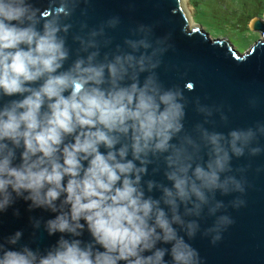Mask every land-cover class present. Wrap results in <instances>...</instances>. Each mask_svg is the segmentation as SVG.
Listing matches in <instances>:
<instances>
[{
	"label": "clouds",
	"instance_id": "clouds-1",
	"mask_svg": "<svg viewBox=\"0 0 264 264\" xmlns=\"http://www.w3.org/2000/svg\"><path fill=\"white\" fill-rule=\"evenodd\" d=\"M80 3L50 0L42 18L37 0H0V214L23 201L50 214L29 217L32 236H57L41 250L6 235L0 264H203L188 241L215 245L245 205L247 166L232 161L264 153V122L216 131L228 116L196 100L187 128L145 27L114 43L118 16L69 22Z\"/></svg>",
	"mask_w": 264,
	"mask_h": 264
},
{
	"label": "water",
	"instance_id": "water-1",
	"mask_svg": "<svg viewBox=\"0 0 264 264\" xmlns=\"http://www.w3.org/2000/svg\"><path fill=\"white\" fill-rule=\"evenodd\" d=\"M49 5L50 0H37L42 18L53 14L54 8ZM183 5L182 0H88L87 4L81 0L69 22L75 25L82 19V8L88 9L90 26L118 16L120 24L110 32L114 43H121L137 27L144 26L150 39L163 49L157 69L160 79L166 86L179 88L188 102L187 128L201 120L195 111L196 100L220 107L228 116L224 124L218 114L214 115L216 131L226 133L232 128L264 122V13L254 17L249 25L260 38L239 54L227 39L212 40L197 24L190 25L191 19ZM250 101H256V106H250ZM259 143L264 145V138H259ZM232 166L233 169L247 166L245 205L227 208L234 222L222 231L215 245L200 234L188 242L199 251L203 264H264V171H257L264 168V153L233 158ZM236 195L217 193L216 198L227 205ZM26 209L25 202L17 201L0 214V239L22 230L21 243L31 241L32 247L41 250L54 244L57 236L49 237L42 230L33 237L29 223V217L44 220L50 214L40 209L31 212ZM14 210L19 211L18 216L13 215ZM213 219L204 220L202 228L210 226Z\"/></svg>",
	"mask_w": 264,
	"mask_h": 264
},
{
	"label": "rangeland",
	"instance_id": "rangeland-1",
	"mask_svg": "<svg viewBox=\"0 0 264 264\" xmlns=\"http://www.w3.org/2000/svg\"><path fill=\"white\" fill-rule=\"evenodd\" d=\"M182 1L188 15L191 16L192 24H197L212 40L227 39L239 54L244 53L260 38L258 33L249 28L250 22L247 25L248 28H245L241 24L239 17H230L231 13L229 8L225 10L214 8L213 14L211 15L209 12L210 7L205 4L198 6L194 10L193 2L191 3L193 0H190V2L189 0ZM234 3L233 5H235ZM247 11L256 13L255 16H258L257 9L253 4L247 8Z\"/></svg>",
	"mask_w": 264,
	"mask_h": 264
},
{
	"label": "trees",
	"instance_id": "trees-1",
	"mask_svg": "<svg viewBox=\"0 0 264 264\" xmlns=\"http://www.w3.org/2000/svg\"><path fill=\"white\" fill-rule=\"evenodd\" d=\"M190 2V0H189ZM193 8L196 10V8L200 5H207L209 6V12L212 15L214 8L218 9H227L229 8L231 16L230 17H239L240 22L243 25V27L248 28V23L256 17V13H250L247 11V8H249L252 4L257 9V17L262 16L264 13V0H193ZM235 2V3H234ZM203 3V4H201ZM233 3L235 5H233ZM237 11V12H236ZM245 16V18H244ZM243 19V20H241Z\"/></svg>",
	"mask_w": 264,
	"mask_h": 264
},
{
	"label": "bare ground",
	"instance_id": "bare-ground-1",
	"mask_svg": "<svg viewBox=\"0 0 264 264\" xmlns=\"http://www.w3.org/2000/svg\"><path fill=\"white\" fill-rule=\"evenodd\" d=\"M182 5H183V1H182ZM183 7H184V5H183ZM189 17H190V19H191V16L189 15ZM190 25H192V21L190 22Z\"/></svg>",
	"mask_w": 264,
	"mask_h": 264
},
{
	"label": "snow or ice",
	"instance_id": "snow-or-ice-1",
	"mask_svg": "<svg viewBox=\"0 0 264 264\" xmlns=\"http://www.w3.org/2000/svg\"><path fill=\"white\" fill-rule=\"evenodd\" d=\"M189 87H191V85H189Z\"/></svg>",
	"mask_w": 264,
	"mask_h": 264
}]
</instances>
